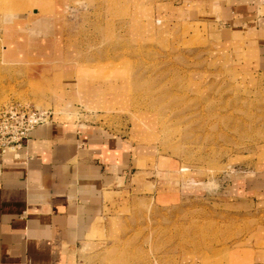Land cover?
<instances>
[{
  "label": "rangeland",
  "instance_id": "rangeland-1",
  "mask_svg": "<svg viewBox=\"0 0 264 264\" xmlns=\"http://www.w3.org/2000/svg\"><path fill=\"white\" fill-rule=\"evenodd\" d=\"M217 1L0 0V106L114 129L152 177L97 264H264V57Z\"/></svg>",
  "mask_w": 264,
  "mask_h": 264
},
{
  "label": "crops",
  "instance_id": "crops-1",
  "mask_svg": "<svg viewBox=\"0 0 264 264\" xmlns=\"http://www.w3.org/2000/svg\"><path fill=\"white\" fill-rule=\"evenodd\" d=\"M214 5L228 38L263 58L264 0ZM142 173L149 171L128 137L52 112L19 148L0 154V264H97L119 235L121 193L131 203L139 187L153 185L151 175L137 181Z\"/></svg>",
  "mask_w": 264,
  "mask_h": 264
},
{
  "label": "built area",
  "instance_id": "built-area-1",
  "mask_svg": "<svg viewBox=\"0 0 264 264\" xmlns=\"http://www.w3.org/2000/svg\"><path fill=\"white\" fill-rule=\"evenodd\" d=\"M52 111L11 102L0 106V154L19 148L29 133L48 122Z\"/></svg>",
  "mask_w": 264,
  "mask_h": 264
}]
</instances>
